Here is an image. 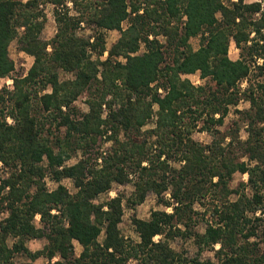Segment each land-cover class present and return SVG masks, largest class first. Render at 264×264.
Listing matches in <instances>:
<instances>
[{"label":"trees","instance_id":"obj_1","mask_svg":"<svg viewBox=\"0 0 264 264\" xmlns=\"http://www.w3.org/2000/svg\"><path fill=\"white\" fill-rule=\"evenodd\" d=\"M48 3L57 23L51 42L42 37ZM83 22L93 35L80 33ZM105 30L121 35L103 59ZM15 39L34 62L13 90L0 91V161L11 169L0 183V212L8 213L0 264H16L17 254L27 257L18 264H38L42 255L49 264H264L261 2L0 0V78L16 71ZM232 42L237 59L229 55ZM196 72L204 84L183 77ZM84 94L88 111L75 105ZM242 98L250 106L236 109L229 131L218 129ZM197 129L211 141L196 140ZM236 173L248 180L234 188ZM46 177L56 188H47ZM115 183L133 191L98 201ZM149 193L166 208L134 216L139 240L126 237L125 209ZM35 238L48 242L32 251L26 243ZM177 238L193 242L197 255L176 249ZM207 251L213 258L202 257Z\"/></svg>","mask_w":264,"mask_h":264},{"label":"rangeland","instance_id":"obj_2","mask_svg":"<svg viewBox=\"0 0 264 264\" xmlns=\"http://www.w3.org/2000/svg\"><path fill=\"white\" fill-rule=\"evenodd\" d=\"M26 1V0H23ZM247 2H261L264 6V0H246ZM69 7L72 8L71 9V13H76V11L73 9V5L71 3H69ZM46 24H45V28L43 30L42 33V37L44 40H47L48 42H51V40L54 38L56 32H57V23L55 21V15H54V11H55V7L54 5L48 3L46 5ZM129 24L128 21L124 22L123 26L126 27ZM82 28L79 30L80 33L84 36H90L94 34V30L93 28L90 26H87L84 22L82 23ZM104 36H105V43H106V51L104 52V54L102 55V58H106L109 54V49L112 47V45L117 42L118 38L121 35V32L119 30H105L103 31ZM92 41L94 40L93 37ZM191 43L193 44L194 48H198L200 45V38L199 37H195L191 39ZM52 50V46L49 45L48 46V51ZM144 50V48L141 50V52ZM9 54L10 57L13 59L14 63H15V72L10 74L9 76H5L0 78V91H2V89H8V90H13L14 88V78L19 76V74L21 73L22 76H24L28 70L30 69V67L32 66L33 62H34V57L25 53L24 51L20 50L19 48V44H18V40L15 39L9 46ZM229 55L231 58L233 59H237L239 57V49L236 47V45L232 42L231 46H230V50H229ZM96 56H94L95 58ZM122 59V58H121ZM124 60V59H122ZM70 76V74H67L64 71H61V77L65 78ZM183 77H187L189 78L195 85H201L204 84L205 80H203L200 77V72H196L194 74H188V75H183ZM13 79V84L8 83L9 79ZM243 84H240L241 89H246L248 87V81H242ZM47 91H49V89H47ZM161 92L164 94V92L161 90ZM87 95L84 94L82 95L76 102L75 105L77 107H79L82 111H88V104H87ZM250 106V102L249 100H247L246 98H242L240 99V102L238 103V105L236 107H231L230 108V113L228 114V116L225 119V122L223 125L218 126L217 128L220 129L223 132H227L229 131V128L232 126L234 120H236L238 118V116L236 115V109H244ZM155 119L153 118L149 124L146 126V128H152L155 124ZM201 126V124H200ZM199 126V127H200ZM241 137L243 139L246 138L247 136V132H246V126L244 124H241V128L239 131ZM194 138L196 140L202 141V142H210L212 137L211 135L205 131V130H200L197 129L194 134H193ZM78 160V157H74L71 160H69L67 163L68 164H72L75 163ZM11 173V169L9 166L5 165L3 162L0 163V183L3 179L8 178L9 175ZM248 180V174H241V173H236L234 175L233 181L231 183L232 187L237 188L239 186V183L244 181L247 182ZM46 181V185L47 188L52 190L54 188H56V186L58 185V182L53 181L50 177H46L45 178ZM63 185L67 186L69 188V190L71 192H75V186L73 184V180L70 178H64L62 179V181L60 182ZM133 191V186L131 184H127V185H122V184H118L115 183L113 184L112 188L105 193H102L99 197H98V201H105L108 200L112 197H115L118 195V193H123L124 195L128 196L131 194V192ZM248 191V189H247ZM236 195H233V197H235ZM166 207L163 206L162 204L158 203V197L156 196V194L154 193H149L148 196L146 197L145 201L142 204L137 205L135 208H126L125 209V213L123 216V220L120 223V229L123 233V235H125L126 237H131L133 239L139 240V235L135 230V226L133 224V220L132 218L134 216L141 218V219H148L151 216L152 211L154 210H163ZM168 210H170V208H167ZM55 212V211H54ZM8 213L6 212H0V222L7 216ZM35 224L37 226L41 225L40 222V215H37L35 217L34 220ZM103 238V235H102ZM9 244L11 245L13 242V239H9L8 240ZM48 240L46 238H35V239H29L26 243V245L28 246V248L32 251H37L40 249H43L44 246L47 244ZM173 246L178 249V250H185L186 254L189 257H195L197 255V247L193 244V242L191 241H185L181 238H177L175 241H173ZM82 248L81 246L76 243V251L79 254L81 252ZM203 258L207 259L209 257L213 258V252L212 251H207L202 255ZM55 258L58 257H54L52 259V261H56ZM27 257L24 254H17L14 258H13V262L18 264L19 262L26 260ZM36 262L38 264H49L50 260L45 257V256H40Z\"/></svg>","mask_w":264,"mask_h":264},{"label":"built area","instance_id":"obj_3","mask_svg":"<svg viewBox=\"0 0 264 264\" xmlns=\"http://www.w3.org/2000/svg\"><path fill=\"white\" fill-rule=\"evenodd\" d=\"M244 81H246V80H244ZM11 82V84H13V79H9V81H8V83H10ZM242 84H243V82H242ZM8 120H9V122H12V119L9 117L8 118ZM0 163H2L1 161H0ZM56 260H58V258H55Z\"/></svg>","mask_w":264,"mask_h":264},{"label":"crops","instance_id":"obj_4","mask_svg":"<svg viewBox=\"0 0 264 264\" xmlns=\"http://www.w3.org/2000/svg\"><path fill=\"white\" fill-rule=\"evenodd\" d=\"M234 43V42H233ZM235 44V43H234Z\"/></svg>","mask_w":264,"mask_h":264}]
</instances>
